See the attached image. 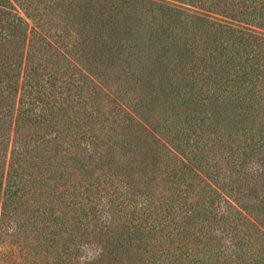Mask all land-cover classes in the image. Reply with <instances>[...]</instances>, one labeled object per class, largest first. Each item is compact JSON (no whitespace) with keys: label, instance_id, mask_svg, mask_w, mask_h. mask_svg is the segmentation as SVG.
<instances>
[{"label":"trees","instance_id":"1","mask_svg":"<svg viewBox=\"0 0 264 264\" xmlns=\"http://www.w3.org/2000/svg\"><path fill=\"white\" fill-rule=\"evenodd\" d=\"M0 264H264V0H0Z\"/></svg>","mask_w":264,"mask_h":264}]
</instances>
